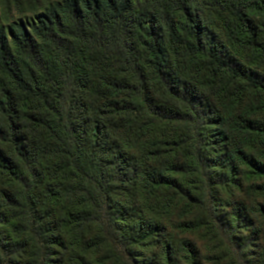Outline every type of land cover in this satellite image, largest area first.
Segmentation results:
<instances>
[{
  "label": "trees",
  "instance_id": "1",
  "mask_svg": "<svg viewBox=\"0 0 264 264\" xmlns=\"http://www.w3.org/2000/svg\"><path fill=\"white\" fill-rule=\"evenodd\" d=\"M19 3L0 264H264V0Z\"/></svg>",
  "mask_w": 264,
  "mask_h": 264
},
{
  "label": "rangeland",
  "instance_id": "2",
  "mask_svg": "<svg viewBox=\"0 0 264 264\" xmlns=\"http://www.w3.org/2000/svg\"><path fill=\"white\" fill-rule=\"evenodd\" d=\"M46 1L57 2L59 0H20V3L12 9V16L19 15H32L38 7H41ZM0 15H2V11L0 9ZM4 15V14H3Z\"/></svg>",
  "mask_w": 264,
  "mask_h": 264
}]
</instances>
